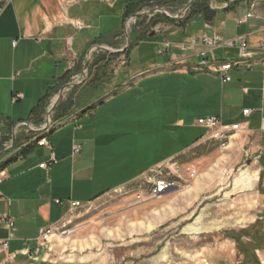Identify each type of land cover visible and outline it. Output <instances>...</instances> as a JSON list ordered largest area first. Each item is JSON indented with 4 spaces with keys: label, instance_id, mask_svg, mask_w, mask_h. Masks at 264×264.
Instances as JSON below:
<instances>
[{
    "label": "crops",
    "instance_id": "obj_1",
    "mask_svg": "<svg viewBox=\"0 0 264 264\" xmlns=\"http://www.w3.org/2000/svg\"><path fill=\"white\" fill-rule=\"evenodd\" d=\"M164 1L11 0L0 13V217L15 223L9 229L0 222V264H47L41 228L66 221L79 209L73 204L92 205L109 193L137 186L159 167L189 161L193 150L216 140L198 125L208 117L220 118L229 129L239 125L227 149L232 161L246 158L248 179L242 181L250 191L246 197L252 199V216L241 227L251 232L236 241H253L251 252L220 249L211 261L264 264V0H237L222 11L211 9L208 0L214 14L190 17L189 11L169 34L175 45L202 33L226 41L243 37L253 70L234 68L226 84L218 74L193 71L202 47L188 54L174 47L165 54L166 62L131 68L129 54L146 39L132 30L127 47V11ZM227 2L215 0V7ZM252 3L255 17L239 25ZM156 41L161 47L167 42L158 36ZM95 47L103 49L93 52L88 79L68 90L53 114V127L45 135L50 148L38 147L33 139L41 132L34 128L45 125L56 93L82 79L87 55ZM211 56L227 62L238 60L240 53L220 48ZM72 90H92L77 111L65 108ZM18 94L22 99L14 101ZM245 110L254 113L245 117ZM72 113L77 119L67 121ZM75 146H81L80 155H74ZM52 153L58 163L40 169ZM5 241L7 249L2 248Z\"/></svg>",
    "mask_w": 264,
    "mask_h": 264
},
{
    "label": "rangeland",
    "instance_id": "obj_2",
    "mask_svg": "<svg viewBox=\"0 0 264 264\" xmlns=\"http://www.w3.org/2000/svg\"><path fill=\"white\" fill-rule=\"evenodd\" d=\"M186 3L165 0L146 5L141 13L162 9L175 17ZM187 15L171 21L163 14L133 19L128 34L138 29L146 40L139 43V50L129 54L131 68L140 69L146 62H166L165 55L158 54L161 44L155 38L169 42V34ZM213 59L218 61L211 56ZM91 92L72 90L65 96V108L77 111ZM222 144L212 140L206 147L193 150L189 161L179 159L176 165H166L189 183V188L182 185L168 196L136 206L134 192L139 183L74 210L61 223L71 233L56 235L50 250H45L47 264H214L211 259L220 249L228 254L237 248L251 252L253 241H236L251 232L241 229L252 216V210H248L252 199L246 197L250 191L242 181L248 179L246 158L232 161L233 153L227 149L230 143L227 147Z\"/></svg>",
    "mask_w": 264,
    "mask_h": 264
},
{
    "label": "built area",
    "instance_id": "obj_3",
    "mask_svg": "<svg viewBox=\"0 0 264 264\" xmlns=\"http://www.w3.org/2000/svg\"><path fill=\"white\" fill-rule=\"evenodd\" d=\"M11 3V0H0V13L4 10V8ZM255 3L251 4V11L246 14L245 17L238 20V24L241 25L245 23L247 19L254 18ZM176 48L184 53H191L196 51L199 47H202L196 55L201 58L199 64L193 67V71L197 72H212L218 74L222 77V83H230L232 78L230 76V71L239 66L247 65L249 69L253 70V66L249 63L250 59H252V54L250 53L249 46L246 40L243 37H237L231 40H224L221 36L217 34L208 35L205 33L199 34L196 37L189 38L186 41L175 45L172 42H165L162 44L158 54L165 55L173 48ZM220 48H228V49H238L240 53V58L238 60L233 61H216L210 60V55L213 52ZM260 64L264 71V58L260 60ZM22 95L18 94L14 97V101H18L22 99ZM254 111L245 110L243 112L245 117H250ZM77 119V115L71 116L67 119V121H75ZM198 125L206 128L210 131L213 136V139L221 141L223 147H227L230 143V138L233 133L239 129V125H234L229 129L228 127H224L222 124V120L218 117H208L205 119H200L198 121ZM52 126L46 131L41 132L40 135H36L33 139V142L38 147H48L50 148V144L48 140L45 138V135L50 132ZM261 132H264V113L261 112ZM74 155H80L82 152L81 146L74 147ZM58 163V159L55 154L52 153L51 159L48 163H44L40 165V169H48L51 166ZM1 166V164H0ZM192 178H194V173H192ZM189 188L190 184L184 182V180L173 174L167 166L159 167L151 172L150 178L140 183L138 187L135 189L134 195V203L136 206L144 204L148 201L161 199L179 189ZM57 203H60L59 201ZM73 208H80V204H73ZM0 222L5 223L9 229L14 228V219L9 218L7 216H1ZM71 229L67 227L65 224H60L59 227H45L40 229L39 242L42 247L45 249H49L52 246L53 238L56 235L67 236L71 233ZM9 245L8 241L2 243V248L7 249Z\"/></svg>",
    "mask_w": 264,
    "mask_h": 264
},
{
    "label": "water",
    "instance_id": "obj_4",
    "mask_svg": "<svg viewBox=\"0 0 264 264\" xmlns=\"http://www.w3.org/2000/svg\"><path fill=\"white\" fill-rule=\"evenodd\" d=\"M196 1L197 0H190L186 4V6H185L184 10L181 12V14L180 15H177L175 17L172 16V15H170L167 11L162 10V9H153L149 13H141V12H139V13H136V14L132 15L131 17H129L126 20V23H125V30H126V35H127V47H129L131 45V39H130L129 34L127 32V27H128L129 23L133 19L141 18V17L147 16V15L154 16L156 14H163L166 18H169L171 20H173V19L174 20H176V19L177 20L178 19H182L183 16L190 11L192 5ZM209 1H210V8L211 9L216 10V11H222V10L228 9L232 5V3L234 1H237V0H228L227 4L224 7H220V8L215 7V0H209ZM97 49H103V48H101V47H95V48H93L88 53V55H87V61H86L85 66H84V68L82 70V79L80 81L76 82V83L67 84V85H65V86H63L61 88V90L59 91V93L57 95V98L55 99V101L50 105V107L47 110V113H46V123H45V125L42 126V127H38V128H34L33 127L35 132L40 133V132H43V131H46L47 129H49L52 126V123H53L52 116H53L56 108L59 106V104H60L61 100L63 99L64 95L66 94V92L68 90H70V89H73V88H75L77 86H80V85L84 84L85 81L88 79L89 63H90V61L92 59L93 52L96 51ZM106 50H108V49H106ZM110 52H114V51H111L110 50ZM25 124L26 125H29V123H25ZM15 140H16V138L14 137V141ZM14 143L15 142H13V145H14Z\"/></svg>",
    "mask_w": 264,
    "mask_h": 264
},
{
    "label": "trees",
    "instance_id": "obj_5",
    "mask_svg": "<svg viewBox=\"0 0 264 264\" xmlns=\"http://www.w3.org/2000/svg\"><path fill=\"white\" fill-rule=\"evenodd\" d=\"M190 0H187V3ZM186 3V4H187ZM146 5H136V6H132L130 7V9H128L127 14H126V19H128L129 17H131L132 15L136 14L137 12L142 11V9L145 7ZM204 14V17L207 18L210 15L214 14V12L212 10H210L209 5H208V0H197L191 7L190 9V17L193 16V14ZM165 20L167 21H171L170 19L164 17Z\"/></svg>",
    "mask_w": 264,
    "mask_h": 264
},
{
    "label": "bare ground",
    "instance_id": "obj_6",
    "mask_svg": "<svg viewBox=\"0 0 264 264\" xmlns=\"http://www.w3.org/2000/svg\"><path fill=\"white\" fill-rule=\"evenodd\" d=\"M62 240V239H61Z\"/></svg>",
    "mask_w": 264,
    "mask_h": 264
}]
</instances>
